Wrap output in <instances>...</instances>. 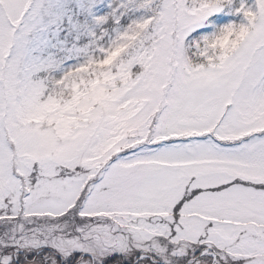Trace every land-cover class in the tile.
Wrapping results in <instances>:
<instances>
[{"label": "snow or ice", "instance_id": "1", "mask_svg": "<svg viewBox=\"0 0 264 264\" xmlns=\"http://www.w3.org/2000/svg\"><path fill=\"white\" fill-rule=\"evenodd\" d=\"M0 264H264V0H0Z\"/></svg>", "mask_w": 264, "mask_h": 264}]
</instances>
